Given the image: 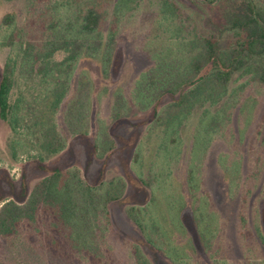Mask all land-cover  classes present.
Listing matches in <instances>:
<instances>
[{
	"label": "trees",
	"instance_id": "16d2710c",
	"mask_svg": "<svg viewBox=\"0 0 264 264\" xmlns=\"http://www.w3.org/2000/svg\"><path fill=\"white\" fill-rule=\"evenodd\" d=\"M189 1L196 3L195 0ZM198 1L208 8L222 10L220 25L222 30L230 32L235 39L233 54L228 55L214 37L189 33L177 24L171 26L177 17L178 8L172 0H159L160 23H166L169 28L166 37L158 42L151 41L150 44L155 45V50L150 52L151 62L133 80L130 86L132 94L125 98V102L122 98L117 101L115 113L108 117L111 125L100 120L98 128L100 144L104 146L110 143L107 130L121 117L120 114L128 113L130 106L140 111L158 109L148 137L134 151L132 170L145 184L147 176H150L152 185L148 186L159 192L161 186L165 187L169 182L172 170L179 167L182 161L188 160L187 165H191V168L186 183L191 208H180L177 213L186 240L183 246L192 254L197 250L212 249L220 234L223 214H226L224 207H220L214 198L215 180L206 183L204 179L197 178L200 174L196 168H201L202 161L210 155L209 168L214 169H211L215 172L213 174L220 175L222 182L231 179L240 170V163L230 167L226 157H222L218 162L224 167L225 173L218 171L213 150L216 132L222 127L225 117L222 106L230 94V84L234 75L242 71L243 76L249 75L254 82L264 86V67L250 63L256 56H264V0ZM140 2L85 0L77 4L76 10L68 12L69 16L63 24L67 33L60 37L54 34V38L43 47L23 39V33L16 28L14 13H6L2 17L1 27L7 33L0 37V47H17L23 61L34 69L42 83L48 85L44 88L45 93L36 112L34 127L40 139L34 159L55 157L65 150L69 138L77 134H88L86 120L91 114L93 84L83 72L76 79L75 66L83 58L95 60L102 74L110 75L117 54L120 21L135 11ZM111 3H114L112 18L104 34L103 26L108 14L103 7ZM233 3L234 10L231 9ZM65 9L69 10L67 7ZM59 53L63 54V59L57 61L55 57ZM14 72V62L9 57L0 74V119L16 135L20 123L19 106L17 103L11 104L9 98ZM73 84L75 93L69 100ZM166 96L172 100L161 106ZM197 108H202V112L190 132V139L192 143L204 140L202 155L199 157V152H195L196 147L191 146L187 150V142L181 136L182 128L191 122ZM59 113L62 115L60 125L57 122ZM260 121L264 124V107ZM20 142L14 138L11 143L14 160H17L16 146L22 145ZM194 188L199 189L197 196L193 193ZM185 189L183 187L181 192L184 193ZM123 190L124 181L120 177L96 187L87 184L77 169H59L34 182L23 201L0 200V238L8 239L16 235L19 226L25 223L38 237L44 238L50 248L55 250L61 244L63 250H76L89 256L92 261H100L106 255L104 250H109L117 242L111 235L108 205L118 199ZM231 190L229 187V199ZM252 196V191L245 195V203ZM202 206L214 214L217 220L215 224L212 225L208 214V220L202 226L201 223L205 222L201 214ZM128 216L157 249H171L173 239L168 238L153 223V215L146 208H130ZM237 216L241 221L240 229L235 227ZM225 219L228 220L226 216ZM248 220L247 212L242 211L235 213L233 225L231 220L227 221L230 225L227 238L229 250L234 246L241 250L244 247L247 249V244V247L250 246L254 232ZM260 238L264 245V234L260 233ZM126 247L133 264H152L138 246ZM217 250L221 249L218 247ZM189 258L182 256L175 261L176 264H185Z\"/></svg>",
	"mask_w": 264,
	"mask_h": 264
},
{
	"label": "rangeland",
	"instance_id": "374dc122",
	"mask_svg": "<svg viewBox=\"0 0 264 264\" xmlns=\"http://www.w3.org/2000/svg\"><path fill=\"white\" fill-rule=\"evenodd\" d=\"M84 1L0 0V37L7 33L1 27V19L6 13L12 12L16 16V28L25 37L23 39L43 47L48 40L54 38V34L60 37L67 33L63 24L69 16L68 12L76 10L77 4ZM172 1L176 4L178 12L171 26L177 24L189 33L214 37L228 55L233 54L235 39L230 32L222 30V10L203 6L198 0H195L196 3L189 0ZM67 2L68 4L63 6ZM158 2L159 0H141L138 8L120 21L117 54L110 75L102 74L100 65L95 60L83 58L76 64V79L83 72L93 84L91 114L86 120L89 132L69 138L65 150L50 159L33 158L37 156L40 139L34 127L37 107L45 93L44 88L48 85L42 83L34 69L23 61L17 47H0V74L9 57L14 62L15 72L9 98L11 104H18L20 120L17 134L14 135L8 124L0 119V200L23 201L34 182L59 169H77L87 184L96 187L107 184L116 177L124 181L123 192L108 205L111 235L117 242L113 247H109V250H104L106 255L100 261H92L89 256L76 250H63L64 246L61 244L54 250L45 244L44 238L38 237L22 223L16 235L8 239L0 238V264H133L127 245L138 246L152 264H176L175 259L182 256L190 257L185 264H264V245L260 238V233L264 234V124L260 121L264 107V86L254 82L249 75L243 76L242 71L234 75L229 87L230 94L222 106L225 109L223 124L216 132L213 146L215 167L218 171L225 173L218 159L226 157L230 167L240 163L239 172L222 182L220 175L213 174L215 172L209 168L210 155L202 161L201 168H196V172L200 174L197 178L204 179L206 183L215 180V201L220 207H224L223 211L226 212L223 214L220 234L211 250H197L192 254L184 248L186 244L183 243H186V240L177 211L183 207L191 208L186 183L189 167L191 168V165H187L188 160L182 161L179 167L172 170L169 182L167 181L165 187L161 186L159 192L148 186L152 185L150 176H147L145 184L132 170L134 151L148 137L157 108L140 111L130 106L127 116L125 113L120 114L121 117L107 130L110 143L104 146L100 144L99 121H107V125H111L108 117L115 113L117 101L122 98L125 102V98L132 94L130 86L133 80L151 62L150 52L155 50V45L150 44L151 41L158 42L166 37L169 28L166 23H160ZM113 5L114 3H111L103 7L108 14L103 26L104 34L107 33L112 18ZM231 9H235L234 3ZM55 59L60 61L63 54H57ZM250 63L264 67V56H256ZM74 93L73 84L69 100ZM171 100L170 96H166L160 105ZM122 111L121 109V113ZM201 112L202 108H197L191 122L181 130V136L187 142V150L191 149V146L196 147L198 157L202 155L201 146L204 140L192 143L190 132ZM61 116V113L57 114L59 125ZM100 124L104 125L102 122ZM14 138L22 143L16 146L17 160L13 158L14 150L11 144ZM183 187L186 188L184 193L181 192ZM229 187L232 188L230 199ZM193 190L197 196L199 189ZM250 191L253 196L245 203L244 197ZM130 208H146V211L153 215V223L155 222L168 238L173 239L170 250L157 249L147 241L129 218ZM242 211L247 212L249 226L254 232L250 239L251 244L249 247L247 244V249L244 247L241 250L240 247L237 249L234 246L229 250L227 238L230 225L227 221H232L233 225L235 213ZM201 214L205 219V222L201 223L203 227L208 214L212 225L216 223L214 214H211L207 207L202 206ZM240 223L237 216L236 229L241 228ZM218 247L221 250H217Z\"/></svg>",
	"mask_w": 264,
	"mask_h": 264
}]
</instances>
